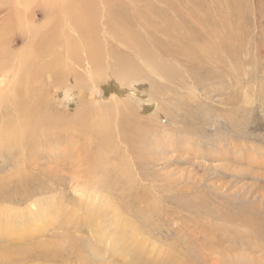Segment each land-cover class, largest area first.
<instances>
[{
    "label": "bare ground",
    "instance_id": "1",
    "mask_svg": "<svg viewBox=\"0 0 264 264\" xmlns=\"http://www.w3.org/2000/svg\"><path fill=\"white\" fill-rule=\"evenodd\" d=\"M148 1L151 0H11L10 13L0 17V159L7 155L17 157V162H14L16 180L12 183L18 187L14 191L25 190L22 193H27L31 188L27 183L36 179L51 186L57 182L56 173L63 167H77L82 169L79 170L84 182H81L82 188L87 191L95 187L97 191L105 189L107 198L103 200V205L110 204L97 211L99 205L91 209H77L47 201L38 209L34 208V214H28V211L26 216H20L21 212L10 207L0 206V232L5 229V242L12 243L0 250V264H111L99 251L101 244L91 246L88 240H82L77 234H86L90 228L111 230L113 221L118 227L112 236L118 235L119 238L112 240L127 242L126 245L135 250L133 242L142 233L140 225H137V220L134 223L124 219V215L136 213H132L131 206L126 209L121 203L124 198L136 200L138 195L134 192L133 173L124 155L127 153L130 157L131 148L134 149L133 138L142 142L140 137L145 136L142 129L149 126L141 128L138 125L142 135L138 134V123L128 119L118 108L122 103L129 104L130 99L127 96L118 98L116 92L110 96L111 104L96 101V105L92 97L85 102L80 101L71 117L72 114L61 110L64 116H58L49 99L51 96L61 98L64 104H68L71 97L76 98L74 93L82 98L88 88L98 95V86L108 77L116 79L119 89L126 86L137 88L144 82L141 80L151 83V75L159 80L175 81L179 73L169 68L166 62L190 68L193 74L205 64L219 63L217 51L222 48L221 34L205 29L206 21L201 24L199 17H192L199 15L197 2L194 4L191 0V7L188 0L184 1L183 8L175 3L177 9H166L167 13H177L176 20L164 23L163 34L158 36L156 27L149 24L148 13L154 19L152 11H156ZM163 4L166 8L167 0H163ZM41 17V24L36 25ZM162 18L165 19V16ZM186 22L195 27L186 26ZM218 31L224 34L223 30ZM232 34L238 35L236 31ZM19 43L23 46L18 51L14 50ZM208 74V77L212 75L211 72ZM192 82L196 85L199 79L194 81L193 78ZM156 89L155 85L152 91ZM153 94L151 97L156 96ZM126 104L121 109L123 112L127 110ZM41 152L45 153H42L44 156L49 155H42L44 165L39 164L41 159L37 153ZM117 155L119 158L115 157ZM41 166L45 167L40 170ZM122 182L125 187L121 191L127 196H119L114 190ZM45 184L36 186V191H50L51 188L45 187ZM4 192L6 190L0 189V199L7 201L10 197L4 198ZM54 199L57 200L56 197ZM7 212L13 218H8ZM241 214H227L222 227H218L221 234L239 225H248L251 220ZM59 217L66 232L36 243L37 238L44 234L42 225L48 229ZM218 229L208 231V236L213 238L203 239L206 247L214 248ZM125 232L128 233L126 239L120 237ZM262 234L259 226L254 225L242 232L236 231L234 239L237 241L240 237L256 242L253 247L257 250L252 248V251H261L263 257ZM199 240V235L195 234L192 241L197 244ZM199 246L202 247L197 245L196 248ZM117 248L114 245V249ZM202 249H195V253L202 252ZM203 253L200 256L197 253L196 261L185 260L182 264H206L208 259ZM134 259L138 264L140 260ZM168 262L178 264L177 260L170 259Z\"/></svg>",
    "mask_w": 264,
    "mask_h": 264
},
{
    "label": "rangeland",
    "instance_id": "2",
    "mask_svg": "<svg viewBox=\"0 0 264 264\" xmlns=\"http://www.w3.org/2000/svg\"><path fill=\"white\" fill-rule=\"evenodd\" d=\"M184 1L188 0H167L166 8L163 0L147 2L156 11L154 13L150 9L156 18L152 19L149 13L148 16L149 24L156 27L158 36L163 34L164 23L176 20L177 13H167L166 9H177L175 3L183 8ZM196 2L199 15L192 17H199L201 24L206 21L205 29L214 31L216 35L221 34L219 40L222 48L217 51L219 63L205 64L193 74L190 68L166 62L169 68L179 73L175 81L159 80L151 75V83L141 80L144 82L137 88L126 86L119 89L116 79L108 77L105 84L98 86L100 94L95 95L88 88L82 99L76 92V100L71 97L69 106L61 98L51 96L49 99L58 116L67 113L72 114L71 117L80 101L85 102L92 97L93 103L111 104L110 96L116 92L118 98L127 96L130 99L129 104L118 106L121 113L138 123L137 127L149 126L142 129L145 133L144 137H140L142 142L133 138L134 149L131 148L130 157L127 153L124 155L133 173L134 192L138 195L137 201L124 198L121 203L126 209L131 206V210H134L132 213H136L126 214L124 219L134 223L137 220V225H140L138 227L142 233L134 239L135 250L128 247L127 242L112 240L119 238L118 235L112 236L118 227L114 221L111 230L90 228L86 234H77L82 240H88L91 246L101 244H98V249L111 264H137L134 258L141 261L138 264H171L168 262L170 259L182 264L185 260L196 261L197 253L200 256L202 252L207 256L206 264L264 263L261 251H252V248L257 250L253 247L256 242H248L240 237L238 242L234 239L236 231L242 232L254 225L259 226L264 239V0H194V4ZM189 5L192 7L191 0ZM10 6L11 0H0L1 18L10 13ZM42 20V17L37 20L36 25L41 24ZM185 25L195 27L189 22ZM234 31L237 36L232 34ZM138 34L144 37L142 33ZM22 46L23 43L16 44L14 50L18 51ZM210 72L212 75H209ZM206 73H209V77ZM193 78L194 81L199 79L198 84L193 85ZM153 83L157 87L154 91L155 85L151 87ZM152 92L155 97H151ZM125 104L127 110L123 112L121 109ZM137 127L138 134L142 135ZM121 148L124 149V145ZM42 153L37 155L42 161L39 164L44 165L43 157L49 155ZM118 155L115 157L119 158ZM7 156L0 159V189L6 190L4 198L11 199H0L1 207H10L13 211L21 212L20 216H26L28 211V214H34V208L38 209L40 204L47 201H55L60 207L62 204L77 209H91L99 205L97 211L110 205H103V200L107 198L105 189L97 191L95 187L87 191L82 188L83 180L79 173L82 169L77 167H63L56 173L57 182L51 186L36 179L27 183L31 185L27 193H22L25 190L14 191L18 187L12 183L16 180L17 157ZM45 166H41L40 170ZM24 184L27 186L26 182ZM43 184L51 190L36 191L35 187ZM123 187V182L116 185L114 190L119 193L117 195L127 196L121 191ZM238 213L248 217L250 223L221 234L218 227H222L226 215L237 216ZM6 215L13 218L9 212ZM41 228L44 234L37 238L36 243L66 232L60 217L48 229L43 225ZM216 228L220 239L216 235V245L210 249L203 239L209 240L212 236H208V231L215 232ZM81 229L85 230L83 227ZM195 234L200 237L197 244L192 241ZM127 235L125 232L120 237L126 239ZM6 238L3 229L0 232V250L11 246V242H5ZM114 245L118 248L114 249ZM197 245L202 247L196 248ZM199 248L204 249L195 253V249Z\"/></svg>",
    "mask_w": 264,
    "mask_h": 264
}]
</instances>
